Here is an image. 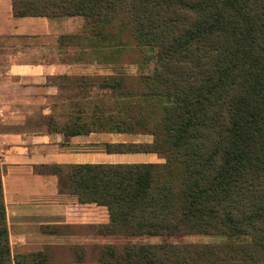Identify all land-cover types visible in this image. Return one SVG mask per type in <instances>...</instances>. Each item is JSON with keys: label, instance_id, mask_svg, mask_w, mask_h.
<instances>
[{"label": "trees", "instance_id": "16d2710c", "mask_svg": "<svg viewBox=\"0 0 264 264\" xmlns=\"http://www.w3.org/2000/svg\"><path fill=\"white\" fill-rule=\"evenodd\" d=\"M12 5L16 16L84 19V34L67 38L96 53L108 75L93 81L96 105L80 132L151 135V142L107 143L106 151L164 160L66 167L78 201L108 211L98 232L226 237L95 245L91 255L77 254V262L264 264V0ZM29 258L46 261L44 253ZM12 263L0 163V264Z\"/></svg>", "mask_w": 264, "mask_h": 264}, {"label": "crops", "instance_id": "0c3cea01", "mask_svg": "<svg viewBox=\"0 0 264 264\" xmlns=\"http://www.w3.org/2000/svg\"><path fill=\"white\" fill-rule=\"evenodd\" d=\"M12 2L0 0V163L12 264H95L77 262V254L120 243L102 241L112 236L97 229L108 211L78 201L66 167L164 160L106 151L107 143L151 142V135L80 132L96 105L93 81L108 73L83 72L82 51L67 38L80 33L60 28H76L73 16H16ZM35 253L46 261H32Z\"/></svg>", "mask_w": 264, "mask_h": 264}, {"label": "rangeland", "instance_id": "374dc122", "mask_svg": "<svg viewBox=\"0 0 264 264\" xmlns=\"http://www.w3.org/2000/svg\"><path fill=\"white\" fill-rule=\"evenodd\" d=\"M67 19H77L78 24L75 26H67L66 22L61 24V31L65 33H80L84 34L85 32V21L81 16H73L68 17ZM54 30H58L55 28ZM73 49V48H72ZM81 48L78 47L77 50ZM86 49V48H85ZM81 66L83 72H108V69L102 66L97 60V54L86 53V51H82V61ZM132 72H136V69H132ZM226 237L224 235H203V234H189V235H175L169 237L163 236H120V235H112L108 237H103V242H114V243H143V242H173V243H215V242H224Z\"/></svg>", "mask_w": 264, "mask_h": 264}]
</instances>
